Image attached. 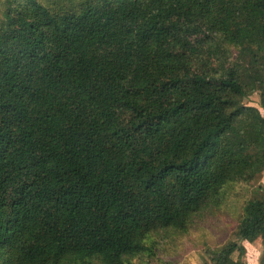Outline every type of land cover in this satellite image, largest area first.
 I'll return each mask as SVG.
<instances>
[{
  "label": "trees",
  "instance_id": "1",
  "mask_svg": "<svg viewBox=\"0 0 264 264\" xmlns=\"http://www.w3.org/2000/svg\"><path fill=\"white\" fill-rule=\"evenodd\" d=\"M254 93L264 108V0H8L0 264H134L253 175L236 230L264 237Z\"/></svg>",
  "mask_w": 264,
  "mask_h": 264
},
{
  "label": "rangeland",
  "instance_id": "2",
  "mask_svg": "<svg viewBox=\"0 0 264 264\" xmlns=\"http://www.w3.org/2000/svg\"><path fill=\"white\" fill-rule=\"evenodd\" d=\"M7 7L8 0H0V20ZM203 35L196 33L191 36L188 48ZM216 42L219 43V40ZM220 45L226 52L217 60V64L225 71L235 61L237 50L234 46ZM244 102L259 106L264 113L259 93L245 98ZM256 183V175L232 183L216 204L195 215L188 232L166 230L153 234L148 244L154 242L155 254L137 255L133 258L134 264H219L215 260L219 261L222 259L220 257L227 258L226 264H259V251L264 246V237L248 241L239 238L236 230L245 202L255 196ZM230 240L236 241L239 247L242 245L246 253L240 255L238 248L226 256L224 251L228 249Z\"/></svg>",
  "mask_w": 264,
  "mask_h": 264
},
{
  "label": "crops",
  "instance_id": "3",
  "mask_svg": "<svg viewBox=\"0 0 264 264\" xmlns=\"http://www.w3.org/2000/svg\"><path fill=\"white\" fill-rule=\"evenodd\" d=\"M258 184H260V185H262L263 187H264V170L262 171V173H261V176H260V178H259V180H258ZM262 251H263V247L261 248V250L259 251V259H260V256H261V254H262ZM246 253V252H245ZM259 264H260V262H259Z\"/></svg>",
  "mask_w": 264,
  "mask_h": 264
}]
</instances>
